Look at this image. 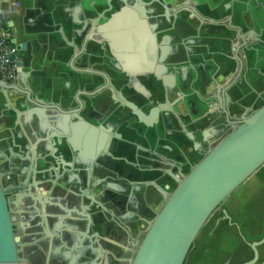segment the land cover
Wrapping results in <instances>:
<instances>
[{
    "label": "crops",
    "instance_id": "1",
    "mask_svg": "<svg viewBox=\"0 0 264 264\" xmlns=\"http://www.w3.org/2000/svg\"><path fill=\"white\" fill-rule=\"evenodd\" d=\"M104 1L0 0L1 9L15 12L9 20L13 33L10 41L18 49L17 61L22 71L15 73L12 82L21 92L24 83L29 84L34 92L35 88L38 91L37 88L41 87L42 95L46 97H58L60 92L69 90L76 76L68 66L72 53L70 45L79 46L83 37L81 33L77 36L75 31L85 30L88 19L94 11L104 7ZM145 1L151 3L153 0ZM163 2L165 7L151 3L143 9L145 25L126 30L124 20L115 23L114 32L118 38L115 43L128 49L125 51L127 56L118 61L123 68L117 70L107 64L108 41L103 42L106 53L101 45L87 41L84 54L77 63L81 67L106 72L111 83L119 90L123 86L125 95H130L132 101L143 109L150 105L141 94L154 98L150 100L151 105L160 103L157 95L163 84L171 87L174 96L179 95L174 98L175 106L171 105L174 100H166L165 104L167 110L179 111L182 124L169 113L166 116L160 114L157 126L151 128L138 124L129 109L111 99L108 89L96 91L90 99L82 97L84 119L107 130L113 138L107 155L91 168V176L98 182L93 195L103 203L106 211L95 208L88 211L91 227L86 237L89 239L83 240L89 245V234H94L105 243L102 248L95 239L92 247L100 246L103 252L104 248L122 252L119 259L110 258L107 264H126L132 253L128 239L132 241L139 236L142 225L152 218L163 200L153 182L164 183L165 168L176 171L179 164L182 170L188 169L191 160L200 153L193 144L204 130L208 131L212 143L230 130L231 123L221 112L204 117L205 105L200 95L226 86L224 105L228 118L233 121L241 113L257 107L264 94V0ZM181 2H187L186 8L177 10L174 5ZM22 43L26 45L24 49ZM129 78L132 83L126 87ZM100 81L103 79L96 75L94 83L88 87L91 89ZM23 96L22 93L9 95L5 102L0 94V150L5 149L4 146L20 129L14 125L8 107L13 106L14 99ZM0 167L6 168L5 164ZM73 176V187L55 189L66 208H77L78 201L86 205L93 189L84 171H75ZM9 179L14 176L4 177L3 184L6 185ZM246 182L264 187V165L260 173ZM246 187L242 185L227 199L223 212L211 215L193 241L183 264H241L247 257L244 242L258 233L263 207L253 202L258 206L233 219L237 228L230 224L232 219L228 212L231 200L247 196ZM263 194L253 197L264 199ZM66 225L69 222H61L60 230L63 234H71ZM127 231L131 233L130 237ZM232 237L238 241L235 250L231 249ZM63 238H50L47 250L48 258L52 257L50 264L72 261L74 252L66 243V236ZM232 251L238 257L237 262L230 261ZM32 259L36 264L44 262L41 254ZM74 262L71 264L77 263ZM98 264H104V261L101 259Z\"/></svg>",
    "mask_w": 264,
    "mask_h": 264
},
{
    "label": "water",
    "instance_id": "2",
    "mask_svg": "<svg viewBox=\"0 0 264 264\" xmlns=\"http://www.w3.org/2000/svg\"><path fill=\"white\" fill-rule=\"evenodd\" d=\"M151 3L165 7L163 0ZM151 3L145 0H105L104 7L94 11L85 30L75 31L77 36L80 33L83 36L79 46L70 45L72 53L68 66L76 72V76L69 90L60 92L58 97L42 95L41 87L37 88L38 91L36 88L35 92L31 91V86L26 83L21 92L12 81L0 79V94L5 102L9 95H24L22 99H14L13 106L8 107L14 125L20 129L4 146L5 149L0 150V166H6L5 169L0 167V264H36L32 258L38 254L44 259L43 264L47 261L50 264L52 257L48 258L47 254L50 238L62 239L63 236H66V243L74 252L71 260L77 261L76 264H98L101 259L107 264L110 258L119 259L122 256V252L114 251V248H104L103 252L100 246L92 247L96 240L102 248L105 243L94 234H89V245L83 243L85 238L89 239L86 236L91 227L88 211L92 208L106 211L103 203L93 195L98 182L91 176V168L107 155L113 138L107 130L84 119L85 102L82 97L90 99L96 91L108 89L114 102L129 109L137 118V123L148 128L157 126L160 114L166 116L169 113L180 122L179 111L166 109L165 101L174 100L169 98L172 89L166 84L161 86L157 95L160 103L151 105L150 100L154 98L141 94L150 105L148 109H143L117 89L106 72L81 67L77 63L84 54L87 41L101 45L105 53L107 47L103 46V42L108 41L107 64L113 69L123 68L118 61L127 56L125 51L128 49L115 43L118 39L114 32L115 23L124 20L126 30L145 25L146 13L143 9ZM186 5L187 2H181L174 6L179 10ZM7 25L11 26L12 21H8ZM25 46V43L21 44L22 49ZM15 71H22L18 61ZM86 75L90 78H85ZM96 75L103 82L90 89L88 86L94 83ZM131 80L129 78L127 85H131ZM183 80L186 81V78ZM225 87L206 91L200 99L205 105L204 117L221 112L231 123L230 130L207 147H203L202 142L208 143V131L200 133L205 140L198 139L193 144L195 150L203 148L196 161L190 163L185 172L167 171L166 176L175 181L170 191L167 185L163 188L153 182L163 200L152 218L142 225L139 236L132 241L128 239L132 253L126 264H183L193 241L215 210L264 165V94L257 107L241 113L232 121L224 105ZM175 103L174 100L171 105L175 106ZM79 170L85 172L93 187L87 197L89 202L83 205L78 201L77 208H66L55 189L73 187V172ZM6 176H14V179H9L4 185L3 178ZM66 221L69 222L66 227L71 231L67 235L59 226ZM127 235L130 237L131 233L127 231ZM72 261L69 260L68 264Z\"/></svg>",
    "mask_w": 264,
    "mask_h": 264
},
{
    "label": "flooded vegetation",
    "instance_id": "3",
    "mask_svg": "<svg viewBox=\"0 0 264 264\" xmlns=\"http://www.w3.org/2000/svg\"><path fill=\"white\" fill-rule=\"evenodd\" d=\"M126 87H130V84L127 85ZM119 88L124 93V89H123L124 87L121 86ZM171 95L172 96L171 97L169 96V98L170 99H174V98H176V95H178V94H176L175 96L173 94H171ZM125 96L132 100L130 95H125ZM225 104H226V102H225ZM197 138L199 139V141L205 140L204 137L200 136V135ZM208 140L209 141H207L208 142L207 144L202 142L203 147L211 146V145L214 144V143H212L210 141L211 140L210 138ZM196 151H198V150H196ZM201 151H203L202 146L199 149L200 153H201ZM195 159L196 158L192 159L190 163H193L194 162L193 160H195ZM190 163H189V165H190ZM168 170H170V169H166L165 168V173L162 175V177L164 179L163 180L164 183L161 184V186L163 188H166L165 186L167 185V187H168L167 190L170 191L175 186V181L173 179H171L170 177L166 176ZM180 170L185 172L187 169L185 168V170H182V166L178 164L177 170L173 171V172L178 173ZM243 185L247 186L246 190H245V194L247 196L245 198L231 200L232 203L230 204V207L228 208L229 215H230V217L232 219L230 224L232 225L233 228H237V222L235 220H233V219L236 218V217H241V215L243 213L249 211V209H251L253 207L255 208V207L258 206L257 204H255L253 202L260 203L259 205L263 207V209H262L263 210L262 211V225H261V227H260V229H259V231H258V233L256 235H254L250 240L244 242V246H245V248L248 251V255L242 261L241 264H245V263L246 264H264V199H259V198L253 197L254 195H258L260 193H264V187L259 186L258 183L254 184V183H247L246 182ZM237 191H239V190L237 189L234 193H236ZM224 208H225V206H223V207L219 206L215 211L216 212H218V211L219 212H221V211L223 212ZM240 224H239V226H242V224L241 225ZM237 246H238V241H236V239L234 237H232L231 238V247H232L231 249L235 250V248ZM237 260H238V257H236L233 254V251H232V254H231V257H230V261L237 262Z\"/></svg>",
    "mask_w": 264,
    "mask_h": 264
},
{
    "label": "built area",
    "instance_id": "4",
    "mask_svg": "<svg viewBox=\"0 0 264 264\" xmlns=\"http://www.w3.org/2000/svg\"><path fill=\"white\" fill-rule=\"evenodd\" d=\"M14 13L12 9L0 11V79L7 82L13 81L16 73L18 49L10 43L13 33L11 26L7 25Z\"/></svg>",
    "mask_w": 264,
    "mask_h": 264
},
{
    "label": "rangeland",
    "instance_id": "5",
    "mask_svg": "<svg viewBox=\"0 0 264 264\" xmlns=\"http://www.w3.org/2000/svg\"><path fill=\"white\" fill-rule=\"evenodd\" d=\"M258 173H260V169H259L255 174H258ZM226 201H227V200H226ZM226 201H224L223 203H221L220 206H221V207L225 206L224 204H225ZM215 212H216V211H215ZM216 213H217V212H216Z\"/></svg>",
    "mask_w": 264,
    "mask_h": 264
}]
</instances>
